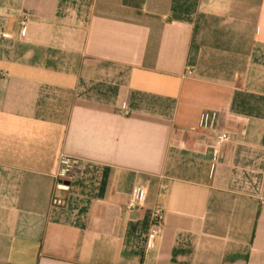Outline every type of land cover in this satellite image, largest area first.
<instances>
[{"label": "crops", "instance_id": "1", "mask_svg": "<svg viewBox=\"0 0 264 264\" xmlns=\"http://www.w3.org/2000/svg\"><path fill=\"white\" fill-rule=\"evenodd\" d=\"M0 264H264V0H0Z\"/></svg>", "mask_w": 264, "mask_h": 264}, {"label": "built area", "instance_id": "2", "mask_svg": "<svg viewBox=\"0 0 264 264\" xmlns=\"http://www.w3.org/2000/svg\"><path fill=\"white\" fill-rule=\"evenodd\" d=\"M27 20H28V15L23 14L22 19L20 20V26L22 30L24 29ZM213 135H214V140L217 143H223L229 140L230 138V135L226 132L214 131ZM77 164H78L77 158L68 155H61L59 157L58 169L55 174V178L56 179L65 178ZM62 187L63 186L57 184V188H62ZM144 197H145L144 188L136 186L133 192V198L129 202L128 207L131 209L137 208L140 202L144 199ZM61 202L62 200L57 199V203H61ZM161 221H162V210L159 207H157L153 211L151 225L149 227V231L146 237L147 248H150L152 246L153 243L152 241L154 236L159 233Z\"/></svg>", "mask_w": 264, "mask_h": 264}]
</instances>
